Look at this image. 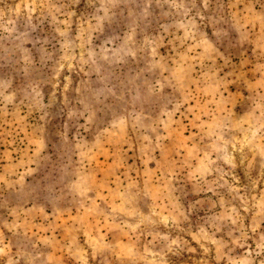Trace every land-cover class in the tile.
<instances>
[{"label": "rangeland", "instance_id": "374dc122", "mask_svg": "<svg viewBox=\"0 0 264 264\" xmlns=\"http://www.w3.org/2000/svg\"><path fill=\"white\" fill-rule=\"evenodd\" d=\"M0 264H264V0H0Z\"/></svg>", "mask_w": 264, "mask_h": 264}]
</instances>
